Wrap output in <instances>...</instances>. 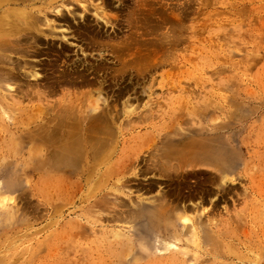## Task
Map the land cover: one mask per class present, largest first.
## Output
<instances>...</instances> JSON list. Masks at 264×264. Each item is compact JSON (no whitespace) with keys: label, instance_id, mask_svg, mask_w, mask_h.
I'll list each match as a JSON object with an SVG mask.
<instances>
[{"label":"rangeland","instance_id":"obj_1","mask_svg":"<svg viewBox=\"0 0 264 264\" xmlns=\"http://www.w3.org/2000/svg\"><path fill=\"white\" fill-rule=\"evenodd\" d=\"M45 7L38 14H46L42 26L52 34L40 46L54 42L66 46L69 55H38L34 59L41 58L42 73L50 71L48 59L60 69L73 58L98 65L97 50L86 46L97 45L96 40L118 45L130 37H151L138 34L153 24L166 30L172 23L169 15L188 10L192 45H176L175 58L159 52V64L143 73L135 68L134 53L104 47L99 73L109 85L108 103L121 132L117 144H104L99 158L108 162L89 181L84 169L91 154L76 153L46 171L23 168L36 159L28 151L38 147L37 139L22 143L19 131L0 138L4 148L14 140L22 143L16 165L0 163V199L7 198L5 205L0 202V264H264V0H55ZM184 56L188 63L181 62ZM119 67L125 71L120 80L114 77ZM80 80L57 86L49 98H61L62 90L86 89ZM119 86L128 91L117 93ZM126 103L134 108L128 115L123 111ZM187 106L189 111L205 106L209 113L188 114L181 124L206 125L215 134L212 143L222 137L234 141L224 145L225 182L220 183L219 172L211 166H198L186 174L187 187L181 185L184 192L204 191V197L194 194L183 201L198 204L185 213L202 220L195 221L198 237L187 228L192 221L179 217L180 209L166 219L157 216L153 205L161 194L176 196L174 184L153 165L154 144L167 141L169 129L161 128L171 122L163 112ZM150 109L157 116L133 121L138 112ZM217 124L224 125L222 133L212 128ZM171 136H176L173 131ZM109 163L112 172H107ZM170 227L179 229L175 237L166 234ZM140 247L145 248L143 255L137 252Z\"/></svg>","mask_w":264,"mask_h":264},{"label":"bare ground","instance_id":"obj_2","mask_svg":"<svg viewBox=\"0 0 264 264\" xmlns=\"http://www.w3.org/2000/svg\"><path fill=\"white\" fill-rule=\"evenodd\" d=\"M54 1L0 0V138L7 133L19 131L24 140H22V143L32 138L37 139L38 147L31 152L28 151L29 154L36 156V159L33 163H23L26 164L22 165L23 168L30 165L29 167L32 169L39 168L46 171L49 167L55 166L57 162L65 164L66 159L76 153L91 154V161L87 160L88 165L84 169L86 180L89 181L91 174L98 172V168L108 162L105 160L106 158H99L104 144H106V141H115L117 144V136L121 132L120 126L116 127L115 125L116 119L108 103L110 97L109 85L105 84L107 82L106 77L99 73L100 66L98 65L104 61V47L113 45L111 50L114 53L128 49L129 55L132 53L135 55L133 60L139 61L135 65L138 72L143 73L152 70L162 59L159 52H167L168 57L175 58L174 48L176 45L186 41L188 42L187 49L191 47L190 42L193 33H191L190 24L187 23L190 12L188 10L185 13L169 15L168 19L172 23L166 30H163V27H158L159 24H153L147 25L144 31L138 34L143 33V35L147 34L151 37L144 39L130 37L131 39L118 42V45L109 43L110 39L109 41L96 40L94 43H97V45H91V48L86 46V48L92 51L97 50L99 58H95V60H97L98 65H94L93 62L82 61L79 58H73L70 62L63 60L68 62V65L60 69L59 66H55L48 59L47 69H50V71L42 73L39 70V64L42 60L41 58L34 59L35 57L42 53L50 54V52L54 55V59H58L61 55H69L66 46H58L54 42H49L46 48L40 46L43 37L51 35L52 32H45L42 26L47 23L46 14L39 15L38 13H41L46 5H51ZM57 11L63 13L61 7L57 8ZM60 18L66 20L64 16ZM162 19H166V17H162ZM134 32L136 34V29ZM98 36V33L92 34L94 39ZM136 44V50L130 53L131 46ZM84 47L80 44L79 50L84 52L86 50ZM187 56H184L181 62L188 63L190 58ZM78 62L84 66V69L83 67L80 68ZM214 71H219V68L217 67ZM124 72L123 68L119 67L115 69L117 74L114 77L120 80L124 77ZM88 73H92L93 76L86 77ZM78 77L81 78V83L83 82L86 85V89L77 91L62 90L61 98H49L50 94L59 88L57 86L73 82L72 80ZM126 87L119 86L117 93H126L128 91V89H125ZM142 90L145 91V86ZM112 92H114L113 89ZM25 101H31L32 103L25 104ZM131 105L124 104L123 111L125 115L134 111ZM217 108L221 109V106ZM188 109L187 106L186 109L178 108L163 112L164 116L170 118L169 121H171L167 124L163 123L161 128V130L164 128L169 129L164 134V138L168 142L161 140L160 143L156 142L154 144L157 158L153 161V165L158 167L157 170L161 174L168 177V184H174L173 193L175 192L176 196L167 199L165 193L161 194L162 196L157 197L159 201H156L157 203H153V205L157 216L164 214L166 219H170L173 211L180 209L182 213L181 216H178L183 217L185 221H192V226L190 225L187 228L192 229L193 235L198 237L200 229L195 225V221L199 222V217L196 219L195 216L185 214L188 209H195L198 204L189 206L183 201L194 194H201L200 196L204 197V191L200 188H193L184 192L180 190L181 185L187 187L185 185L187 183L186 174L189 170L197 169L198 166H211L216 172H219L220 183L225 182L227 175L224 172L226 169L228 170V165L223 158L224 145L234 141L233 138L225 140L222 137V139L212 143L211 135L215 134L210 132V128L206 125L198 123L185 126L181 124L186 120L185 117L189 116L188 114L197 113L199 116L206 117L209 113L205 106L203 109L201 106L198 110L191 109V112ZM214 110L216 109L214 108ZM153 116L157 115L150 109L148 112H138L134 115L133 121H142ZM172 117L176 121H173ZM180 120L183 121L180 122ZM3 124L6 126L3 127ZM223 126V124H217L212 128L217 129V133H222ZM155 129L157 127H153L152 131ZM172 131L176 135L175 137L171 136ZM14 138L17 139V136H14ZM19 141L20 139L18 141L14 140L15 143L10 145L12 147L8 146L9 148L0 147L1 165L11 166L17 164L16 158L20 151L19 147H22V143H17ZM122 151L121 153H123ZM7 155L9 158L4 160ZM109 164L106 167L107 172L114 171L111 163ZM6 200L7 198L2 196L0 199L1 204L5 205ZM169 230L170 232H166V234H169V237H175V233L178 234L179 229L170 227ZM172 242H170L169 248H171L170 246L173 247ZM140 248L141 251L138 250L137 252L139 255H143L145 248ZM120 253L124 254L126 252ZM171 260L175 259L172 258ZM92 264L97 263L93 262Z\"/></svg>","mask_w":264,"mask_h":264}]
</instances>
